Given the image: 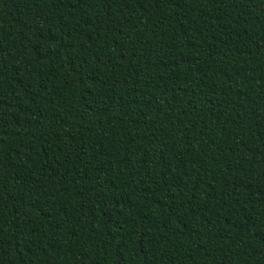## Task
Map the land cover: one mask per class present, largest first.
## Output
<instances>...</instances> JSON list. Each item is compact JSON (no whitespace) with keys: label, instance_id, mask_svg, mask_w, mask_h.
I'll return each instance as SVG.
<instances>
[{"label":"trees","instance_id":"trees-1","mask_svg":"<svg viewBox=\"0 0 264 264\" xmlns=\"http://www.w3.org/2000/svg\"><path fill=\"white\" fill-rule=\"evenodd\" d=\"M0 264H264V0H0Z\"/></svg>","mask_w":264,"mask_h":264}]
</instances>
